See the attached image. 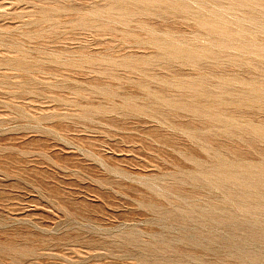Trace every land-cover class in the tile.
Wrapping results in <instances>:
<instances>
[{
	"label": "rangeland",
	"instance_id": "rangeland-1",
	"mask_svg": "<svg viewBox=\"0 0 264 264\" xmlns=\"http://www.w3.org/2000/svg\"><path fill=\"white\" fill-rule=\"evenodd\" d=\"M0 264H264V0H0Z\"/></svg>",
	"mask_w": 264,
	"mask_h": 264
},
{
	"label": "bare ground",
	"instance_id": "bare-ground-1",
	"mask_svg": "<svg viewBox=\"0 0 264 264\" xmlns=\"http://www.w3.org/2000/svg\"><path fill=\"white\" fill-rule=\"evenodd\" d=\"M192 53V52H191ZM197 54V53H196ZM199 54V53H198ZM193 56V55H192Z\"/></svg>",
	"mask_w": 264,
	"mask_h": 264
}]
</instances>
